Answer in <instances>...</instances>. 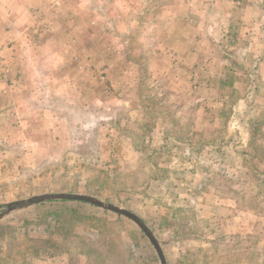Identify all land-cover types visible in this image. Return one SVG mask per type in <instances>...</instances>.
I'll use <instances>...</instances> for the list:
<instances>
[{"label":"rangeland","instance_id":"obj_1","mask_svg":"<svg viewBox=\"0 0 264 264\" xmlns=\"http://www.w3.org/2000/svg\"><path fill=\"white\" fill-rule=\"evenodd\" d=\"M60 192L166 264H264V0H0V213ZM43 202L0 217V264H161Z\"/></svg>","mask_w":264,"mask_h":264},{"label":"water","instance_id":"obj_2","mask_svg":"<svg viewBox=\"0 0 264 264\" xmlns=\"http://www.w3.org/2000/svg\"><path fill=\"white\" fill-rule=\"evenodd\" d=\"M55 199L77 200V201L87 202V203H91L93 205L105 208L109 211L126 216L127 218L134 221L139 226V228L147 235L149 241L152 243V245L154 246L156 252L158 253L160 257L161 264H166L164 255H163L161 247L159 246V243L157 242L156 238L153 236L149 228L146 226V224L137 215L119 206H116L110 203H105L89 195L72 193V192L40 194V195L32 196L26 199H21L18 201L5 204V210L0 213V217H2L3 215L13 210L25 207L27 205L40 203V202L47 201V200H55Z\"/></svg>","mask_w":264,"mask_h":264},{"label":"trees","instance_id":"obj_3","mask_svg":"<svg viewBox=\"0 0 264 264\" xmlns=\"http://www.w3.org/2000/svg\"><path fill=\"white\" fill-rule=\"evenodd\" d=\"M254 132H256V130ZM76 201H74V200H65V199L54 200V202H57V203L58 202H62L64 204L67 203V202H72L73 203V202H76ZM77 202H79V201H77ZM44 203H46V202H42L40 204H44ZM60 209L61 210L59 212H51V213L48 214V215H52V216L50 218L44 220V222H43L44 223V227L42 229L43 231L48 232V234H53L58 228L62 227V223H61V221L59 219V216L60 215L62 216V214H68V213H66V211H67L66 207H64V208L62 207ZM74 214H75V212L73 210H70V213H69L68 216L72 217ZM0 226H2V225L0 224Z\"/></svg>","mask_w":264,"mask_h":264}]
</instances>
